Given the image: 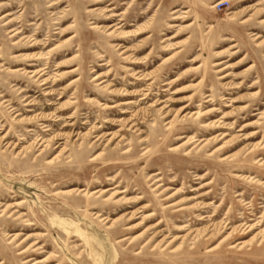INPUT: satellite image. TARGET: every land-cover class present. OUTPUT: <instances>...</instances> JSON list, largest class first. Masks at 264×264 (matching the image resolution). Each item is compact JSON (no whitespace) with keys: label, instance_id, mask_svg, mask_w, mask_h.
Listing matches in <instances>:
<instances>
[{"label":"rangeland","instance_id":"obj_1","mask_svg":"<svg viewBox=\"0 0 264 264\" xmlns=\"http://www.w3.org/2000/svg\"><path fill=\"white\" fill-rule=\"evenodd\" d=\"M0 264H264V0H0Z\"/></svg>","mask_w":264,"mask_h":264},{"label":"bare ground","instance_id":"obj_2","mask_svg":"<svg viewBox=\"0 0 264 264\" xmlns=\"http://www.w3.org/2000/svg\"><path fill=\"white\" fill-rule=\"evenodd\" d=\"M113 10V9H112ZM112 10H107V11H105V13H110ZM232 14V13H231ZM107 15V14H106ZM105 15V16H106ZM117 16L116 15H114V14H111L109 17L108 16H106V19L105 20H110V21H115V19L114 18H116ZM115 26V25H114ZM114 26H112L113 28H114ZM111 27V28H112ZM94 29H99V28H101V29H106L107 27H105V28H103V27H99V26H97V25H94V27H93ZM111 30V29H110ZM110 30H108V31H110ZM107 31V32H108ZM18 34V33H17ZM111 34V33H110ZM110 34L108 35V36H110ZM138 76V75H137ZM124 105H126L125 103H122V104H118V105H116V106H114V107H112V108H117V107H121V106H124ZM123 108V107H122ZM123 110V109H122ZM125 124V123H124ZM193 139H195V138H193ZM206 143V142H205ZM226 143V142H225ZM256 146V145H255ZM175 150V149H174ZM95 193V192H94ZM112 195V194H111ZM110 195V196H111ZM131 215H133V213H129V218L131 217ZM104 221V220H103ZM114 223V221H112V224ZM112 224H110L109 225V227L108 228H110L111 226H112ZM158 225V224H157Z\"/></svg>","mask_w":264,"mask_h":264}]
</instances>
